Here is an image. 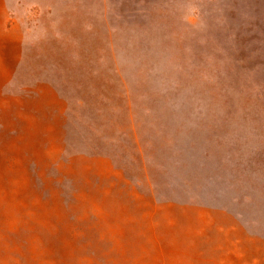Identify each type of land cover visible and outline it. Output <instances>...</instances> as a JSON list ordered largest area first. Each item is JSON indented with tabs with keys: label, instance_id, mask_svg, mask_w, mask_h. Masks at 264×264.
Masks as SVG:
<instances>
[{
	"label": "rangeland",
	"instance_id": "rangeland-1",
	"mask_svg": "<svg viewBox=\"0 0 264 264\" xmlns=\"http://www.w3.org/2000/svg\"><path fill=\"white\" fill-rule=\"evenodd\" d=\"M0 264H264V0H0Z\"/></svg>",
	"mask_w": 264,
	"mask_h": 264
}]
</instances>
